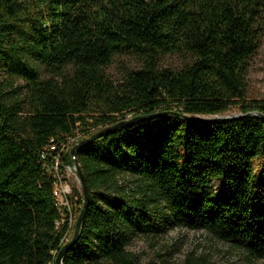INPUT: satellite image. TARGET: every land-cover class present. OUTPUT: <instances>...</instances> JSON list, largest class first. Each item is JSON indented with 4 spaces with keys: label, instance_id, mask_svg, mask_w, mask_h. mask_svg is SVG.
Masks as SVG:
<instances>
[{
    "label": "trees",
    "instance_id": "obj_1",
    "mask_svg": "<svg viewBox=\"0 0 264 264\" xmlns=\"http://www.w3.org/2000/svg\"><path fill=\"white\" fill-rule=\"evenodd\" d=\"M263 33L264 0H0V264H55L73 237L54 195L55 158L42 157L52 139L79 142L160 111L264 114L246 88ZM127 54L141 65L114 80L108 67ZM164 54L192 62L163 67ZM178 113L79 150L90 201L64 264H139L128 250L138 233L170 226L205 229L264 259V165L254 171L264 118ZM70 149L60 167L73 164Z\"/></svg>",
    "mask_w": 264,
    "mask_h": 264
},
{
    "label": "rangeland",
    "instance_id": "obj_2",
    "mask_svg": "<svg viewBox=\"0 0 264 264\" xmlns=\"http://www.w3.org/2000/svg\"><path fill=\"white\" fill-rule=\"evenodd\" d=\"M190 62L192 58L189 54H164L160 59L161 66L174 69L182 68ZM140 65L139 57L132 54L120 55L114 58L108 67V73L114 80H121L126 70ZM18 84L22 85L23 82L18 81ZM246 88L248 99H264V33L261 46L249 63ZM241 113V108L234 106L225 112L204 117H233ZM263 165L264 157H257L254 161L255 174L261 172ZM59 172L61 182L57 187L61 195L60 207L71 214L72 225H75L80 214L76 200L78 193H82L81 182L73 164H64ZM222 188L221 180H213L211 189L214 193ZM67 199L70 204H66ZM72 233L73 226L68 238ZM128 250L139 264H264V259L250 257L245 249L232 242L219 240L205 229L178 226L163 228L160 232H139Z\"/></svg>",
    "mask_w": 264,
    "mask_h": 264
},
{
    "label": "water",
    "instance_id": "obj_3",
    "mask_svg": "<svg viewBox=\"0 0 264 264\" xmlns=\"http://www.w3.org/2000/svg\"><path fill=\"white\" fill-rule=\"evenodd\" d=\"M170 113H174V114H177L178 112H168V111H160V112H154V113H151V114H146V115H140V116H130L126 119H123L113 125H110V126H107L97 132H95L94 134H92L90 137L88 138H84V139H81L78 143H76L70 150V153L73 157V164L75 166V169L77 171V175L80 179V182H81V186H82V193H83V196H84V204H83V207H82V210L80 211V214L79 216L77 217V220H76V223H75V230H74V234H73V237L71 238V240H69L67 243H65L57 252L56 254V257H55V264H64V257H65V254L68 252L69 250V246L74 243L76 241V239L78 238L79 236V233L81 231V228H82V225H83V222L85 220V212H86V208L88 206V203L90 201V189H89V186H88V182H87V179L85 177V174L79 164V161H78V152L79 150L84 147L85 145H87L88 143H90L91 141L103 136L104 134L114 130V129H117V128H120V127H123V126H126V125H129V124H132L134 123L135 121H138V120H141V119H150V118H154V117H159V116H163V115H168ZM178 114H181V113H178ZM182 116L184 117H188V118H192V119H195V120H203V121H212V120H218V121H221V120H227V119H234V118H238V117H244V116H255V117H260V118H264V114L258 112V111H250V112H247V113H241L240 115H236V116H233V117H204L202 115H197V116H189V115H186V114H181Z\"/></svg>",
    "mask_w": 264,
    "mask_h": 264
},
{
    "label": "built area",
    "instance_id": "obj_4",
    "mask_svg": "<svg viewBox=\"0 0 264 264\" xmlns=\"http://www.w3.org/2000/svg\"><path fill=\"white\" fill-rule=\"evenodd\" d=\"M77 142H78L77 138H70L68 143H62V142H57V141L55 142V140L52 139V142L50 143L49 147L47 148V151H44L43 154H42L43 158H47V155L52 152V155L55 158L54 159L55 163L53 165V171H54V174H55V176L57 178V182H56V185H55V188H54V195H55V197L57 199V202H58L59 206H60L59 197L61 195H60V191L58 190L57 186H58L59 182H61V175L59 173V169H60V166L62 164L61 163V155H62L61 152L65 151V150L66 151L69 150L71 145H73V144H75ZM74 169H75V166H74ZM69 191H70V189H69ZM66 204H70V201L68 199L66 200ZM64 213L69 214L68 212H65V211H64ZM65 215L63 214V218H61L60 220L57 221V225H61L64 222L65 217L67 216V215L66 216ZM69 216H70L69 217V227H72V216H71V214H69Z\"/></svg>",
    "mask_w": 264,
    "mask_h": 264
}]
</instances>
